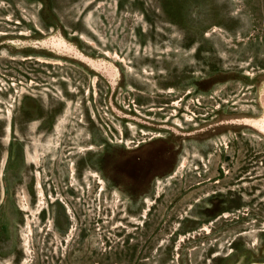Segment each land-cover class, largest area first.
Here are the masks:
<instances>
[{
  "label": "rangeland",
  "instance_id": "1",
  "mask_svg": "<svg viewBox=\"0 0 264 264\" xmlns=\"http://www.w3.org/2000/svg\"><path fill=\"white\" fill-rule=\"evenodd\" d=\"M262 93L264 0H0V264L264 263Z\"/></svg>",
  "mask_w": 264,
  "mask_h": 264
},
{
  "label": "bare ground",
  "instance_id": "2",
  "mask_svg": "<svg viewBox=\"0 0 264 264\" xmlns=\"http://www.w3.org/2000/svg\"><path fill=\"white\" fill-rule=\"evenodd\" d=\"M48 41V40H47ZM53 45V47L55 48H59V49H65L67 51H73L77 56H79L81 59H84L85 61L91 62L93 63V60L85 55H83L81 52H79L77 49H73L72 46L70 44H68L63 38L61 37H57L54 38L53 40L51 39L50 41ZM116 76V75H115ZM261 105L264 109V93H262L261 95ZM248 121L247 123L254 125L255 127H257L259 130H261L262 132H264V115L260 118H247ZM245 123V122H244ZM259 264H264V263H259Z\"/></svg>",
  "mask_w": 264,
  "mask_h": 264
},
{
  "label": "flooded vegetation",
  "instance_id": "3",
  "mask_svg": "<svg viewBox=\"0 0 264 264\" xmlns=\"http://www.w3.org/2000/svg\"><path fill=\"white\" fill-rule=\"evenodd\" d=\"M43 119H47L48 118V116H45V117H42ZM28 130V132L30 133V132H32V131H34V130H32V129H27ZM50 129H44V130H42V133L44 134V133H46V132H48ZM4 131L5 132H11V128L10 129H4ZM15 137V136H14ZM13 137V138H14ZM15 139V138H14ZM25 148H28L27 146H26V144H25ZM10 158H11V162L13 161V157L12 156H10Z\"/></svg>",
  "mask_w": 264,
  "mask_h": 264
},
{
  "label": "water",
  "instance_id": "4",
  "mask_svg": "<svg viewBox=\"0 0 264 264\" xmlns=\"http://www.w3.org/2000/svg\"><path fill=\"white\" fill-rule=\"evenodd\" d=\"M263 109V108H262ZM261 116V115H260ZM258 118V117H257ZM247 121H248V119H245V123H247ZM247 124H249V123H247ZM251 125V124H250ZM254 126V125H253ZM255 127V126H254ZM256 129H258L257 127H255ZM259 130V129H258ZM260 132H262L261 130H259ZM262 133H264V132H262Z\"/></svg>",
  "mask_w": 264,
  "mask_h": 264
}]
</instances>
